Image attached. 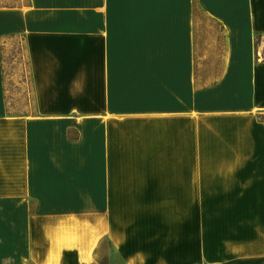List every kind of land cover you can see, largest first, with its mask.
<instances>
[{
	"label": "crops",
	"instance_id": "crops-1",
	"mask_svg": "<svg viewBox=\"0 0 264 264\" xmlns=\"http://www.w3.org/2000/svg\"><path fill=\"white\" fill-rule=\"evenodd\" d=\"M196 7L224 38L196 85ZM197 11V12H198ZM20 41L33 112L8 111ZM264 264V0L0 9V260Z\"/></svg>",
	"mask_w": 264,
	"mask_h": 264
},
{
	"label": "rangeland",
	"instance_id": "rangeland-1",
	"mask_svg": "<svg viewBox=\"0 0 264 264\" xmlns=\"http://www.w3.org/2000/svg\"><path fill=\"white\" fill-rule=\"evenodd\" d=\"M16 0H0L2 4H12ZM24 2L26 0H23ZM196 85H212L218 80L223 64L224 38L220 29L200 11L196 12ZM3 71L7 109L11 113L28 114L33 112V100L28 67L20 41L6 44L3 58ZM107 245L102 244L99 264H120L116 256L111 255ZM9 259L0 260V264H10Z\"/></svg>",
	"mask_w": 264,
	"mask_h": 264
},
{
	"label": "trees",
	"instance_id": "trees-1",
	"mask_svg": "<svg viewBox=\"0 0 264 264\" xmlns=\"http://www.w3.org/2000/svg\"><path fill=\"white\" fill-rule=\"evenodd\" d=\"M29 5V0H26L25 2L23 0H16L12 4H2L0 5V9H21L24 7H27ZM198 11V8L196 7V12Z\"/></svg>",
	"mask_w": 264,
	"mask_h": 264
}]
</instances>
